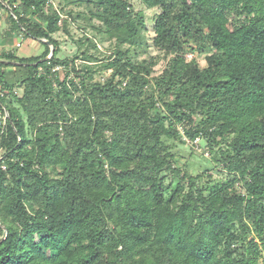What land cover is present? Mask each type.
<instances>
[{
  "label": "trees",
  "instance_id": "16d2710c",
  "mask_svg": "<svg viewBox=\"0 0 264 264\" xmlns=\"http://www.w3.org/2000/svg\"><path fill=\"white\" fill-rule=\"evenodd\" d=\"M139 1L166 62L132 56L142 11L96 0L115 37L101 81L74 64L96 57L57 56L49 0H0L44 44L0 52V264H264V0ZM163 135L204 140L226 176L176 166Z\"/></svg>",
  "mask_w": 264,
  "mask_h": 264
},
{
  "label": "rangeland",
  "instance_id": "374dc122",
  "mask_svg": "<svg viewBox=\"0 0 264 264\" xmlns=\"http://www.w3.org/2000/svg\"><path fill=\"white\" fill-rule=\"evenodd\" d=\"M129 3L134 12L142 11L144 14L146 27L144 34L147 42L146 47H133L131 50L132 56L138 60L152 57L155 61L154 73H159L166 62L164 53L152 44L154 20L159 13V9L157 7L146 8L139 0H129ZM52 6L60 12V16L63 19L62 23L66 21V24L61 23L59 29L53 33V37L58 42L59 51L57 56L60 58H72L75 55H80L81 57L82 53H84L96 57L99 60L94 61L95 58H93L91 62L78 58L75 59L74 64L77 68L83 64L91 66L92 70L85 71L84 75L92 77L94 80L103 81L109 77L111 70L105 68L103 64L106 62V57L114 49L115 37L112 32L106 30L100 21L98 17L99 7L96 5V0H52ZM12 33L7 13L0 6V52L8 50L15 52L17 49H26L24 45L21 46L25 39L21 37V33L19 31L16 32V35ZM36 41L32 38L27 40L32 45V49L27 50L28 54L33 51H35L33 52L35 54H40L44 50V44ZM19 42L20 45L18 46L17 43ZM184 56L187 60L196 57L201 66L205 65V54H196L188 50ZM73 75L74 72H71L70 76L72 77ZM76 79L78 81L79 77ZM178 127L181 129L180 126ZM184 138L186 137H182L185 142L168 135H163L162 137L164 143L175 157L176 166L192 175L207 171L213 176H226V171L222 165L214 162V156L218 155L217 149L211 152L204 140L198 139L197 144H192ZM177 181L173 174L166 172L164 182L168 190L165 195H169L172 192ZM237 188L240 189V187ZM37 256L40 257L42 255L37 254Z\"/></svg>",
  "mask_w": 264,
  "mask_h": 264
},
{
  "label": "built area",
  "instance_id": "2783aa9c",
  "mask_svg": "<svg viewBox=\"0 0 264 264\" xmlns=\"http://www.w3.org/2000/svg\"><path fill=\"white\" fill-rule=\"evenodd\" d=\"M49 1L52 3L51 0H49ZM59 23H60V21H59ZM17 45L19 46L20 45V42L17 43ZM62 68H63L62 66L58 65V66H55V68L53 70H61ZM54 86H55V84H54ZM13 93L20 95L21 89L20 88H18V89L14 88L13 89ZM0 95L3 96L4 95V91L0 90ZM2 109L3 110H0V135L5 132L6 123H7V117H8L7 111H5L4 108H2ZM184 139L187 140L188 142L192 143V144H197V141H198L199 138L196 137V138H194L192 140L191 139H186V138H184Z\"/></svg>",
  "mask_w": 264,
  "mask_h": 264
},
{
  "label": "crops",
  "instance_id": "0c3cea01",
  "mask_svg": "<svg viewBox=\"0 0 264 264\" xmlns=\"http://www.w3.org/2000/svg\"><path fill=\"white\" fill-rule=\"evenodd\" d=\"M28 39H31L30 37H26L25 39H24V42L21 44V46H23L24 45V47H26V49L25 50H18L17 49V51H13L14 53H15V55H17V56H19V57H25V56H29V55H35V53H33V52H35V51H33V52H31V54H28L27 53V50H30V49H32V45H30L28 42H27V40ZM33 39V38H32ZM34 41H36L35 39H33ZM37 42V41H36ZM35 46V45H34ZM36 54H38V53H36Z\"/></svg>",
  "mask_w": 264,
  "mask_h": 264
},
{
  "label": "water",
  "instance_id": "95a60500",
  "mask_svg": "<svg viewBox=\"0 0 264 264\" xmlns=\"http://www.w3.org/2000/svg\"><path fill=\"white\" fill-rule=\"evenodd\" d=\"M51 54V53H50Z\"/></svg>",
  "mask_w": 264,
  "mask_h": 264
}]
</instances>
